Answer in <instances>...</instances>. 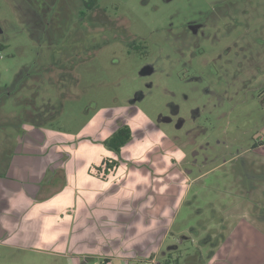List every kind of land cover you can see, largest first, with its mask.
Segmentation results:
<instances>
[{"label":"rangeland","instance_id":"374dc122","mask_svg":"<svg viewBox=\"0 0 264 264\" xmlns=\"http://www.w3.org/2000/svg\"><path fill=\"white\" fill-rule=\"evenodd\" d=\"M84 1L0 0V264H264L258 199L242 196L231 169L264 138V0H98L106 27L80 22ZM138 38L147 47L127 53ZM159 114L184 120L161 124L179 150L161 140ZM120 123L133 140L115 156L102 139ZM83 140L96 145L68 148L71 194L100 189L88 170L114 156L112 175L94 170L118 183L105 187L114 201H77L74 218H59L60 202L35 203L63 183L61 170L48 187L49 172ZM26 148L32 174L48 177L35 199L8 200L1 179L21 176L14 159Z\"/></svg>","mask_w":264,"mask_h":264},{"label":"crops","instance_id":"0c3cea01","mask_svg":"<svg viewBox=\"0 0 264 264\" xmlns=\"http://www.w3.org/2000/svg\"><path fill=\"white\" fill-rule=\"evenodd\" d=\"M118 126L119 125H117L116 128ZM116 128L113 131H115ZM33 131H35V130H33ZM113 131L111 132V134L113 133ZM90 137L96 139V137L93 136V135L90 136ZM105 139H102V142ZM87 141H89V140H83V142L79 141L80 143L78 142V145H71V147H69V146L66 147L67 148L66 154L68 155V158L67 159H63L62 163H60V165L58 167H55V166L52 167L51 172H49V174L51 173V177L48 178L47 181H46V185L48 187L57 184L56 186H58L59 188L54 190V191H52V192H50L49 195H47L43 200L41 199L42 201L40 200L41 202H36L35 203V204H46V203H50L52 201L53 202H60L58 204L57 208H53V209H51L52 211H50L52 213L54 212L57 215H59L58 216L59 218H63L64 216H67L69 219L74 218L73 217L74 213L72 211L74 209H76V205L75 204H76L77 201L81 202L82 207H86L87 201H92V200L96 201L93 204H97L98 202L106 203V204H109V205L113 204L112 201H114V200L112 199V197H108L113 192V190L109 189L110 190L109 191L106 188H110L113 185H114V188H115V186L118 183L116 182V183L113 184L111 181L102 180V179H100V177H98V176H96L94 174V170H96V166L98 167L105 158H103L102 161L97 163V164H91V167L88 170V173H89L90 177L92 178L93 183L98 184L100 189L98 187H95V188L91 189V187H90V190L83 192L80 188H77V189H75L73 191V194L75 196H73V194H71V192H70V186H71V182L72 181H71V177L69 175V172H68V169H67V164H66L67 162H69L71 160V154L68 152V148L69 149H71V148H79L80 146H82V143L87 142ZM69 142H72V141H69ZM88 143H90V145H92V146L96 145V143L91 141V140ZM29 151H30V149L26 148V149H24L22 151V153L19 152V153H16V155H15L14 163L16 164V167H17V165L20 166V167L23 166L21 169H19V172H16V173H20L21 176L19 177V175H17L16 177H14V175H12V176L9 175L8 178H2L1 179L2 182H3L2 185H1L2 186L1 189L3 190V195H6L5 198L8 199V200H9V198L7 197V194L14 195L18 191L20 192V194L22 193L23 195H25V197L27 196L26 197L27 199L31 198L30 196H33V194L35 193V196L33 197V199H35L37 197L38 193L40 192V187L43 186L42 182L44 181L45 176L48 177V170L49 169H47V168L45 170H43L42 173L35 169L37 171V172H35L36 174H34V175L32 174L34 172L33 171V165L34 164H33L32 158L36 159V157H37L36 153L37 152L35 153V152H29ZM27 153H30L31 155L26 156ZM106 158L115 159L114 156H108ZM65 165H66V167H65ZM15 169L13 170V166H12V171L13 172L18 170V169H16V170ZM61 170H64V181H63V183H60V184L58 182H56L54 184L53 182L57 181L59 179L58 178L59 177L58 174L61 173ZM109 175H112V173L109 174ZM99 182H101V184H103V185L100 186ZM107 185H109L110 187L107 186ZM118 188H120V187H118ZM118 188H116V190ZM80 191H82V192L79 193ZM65 196H67V197L65 198ZM33 199H31L32 200L31 202L34 204V200ZM60 199H61V201H60ZM61 202H65L66 205L62 206ZM35 204H34V206H35ZM31 208L25 209L23 212L20 213V215H22V217L23 216L28 217L29 210H31ZM7 210L10 211V209H7ZM95 213H96V215L98 217H103V218L111 216V212H109V211H106V212L96 211ZM92 217H91V219H93ZM17 225L18 224H16V228H18ZM109 264H111V262Z\"/></svg>","mask_w":264,"mask_h":264},{"label":"flooded vegetation","instance_id":"af4514ba","mask_svg":"<svg viewBox=\"0 0 264 264\" xmlns=\"http://www.w3.org/2000/svg\"><path fill=\"white\" fill-rule=\"evenodd\" d=\"M84 7L85 9L79 13L80 22L84 21L88 16H91L92 19L103 23L105 27L111 24V20L108 19L106 15L102 17L104 13L101 11V5L98 0H86L84 1ZM105 11L107 10L105 9ZM188 25L194 34H197L201 28V26L198 25V22L195 23L194 21H189ZM107 31H110L113 37L118 33V30H115V28L111 30L107 29ZM116 39L120 40V38ZM145 43L147 42L143 38H138L137 41L126 43L127 53L132 54L139 49H145L147 47ZM144 72L152 75L155 73V68L153 66H147L141 71V73ZM145 99L146 95L143 92L137 93V98L134 101H131V104L128 105L124 112L129 116L133 115L138 110V108L135 107L137 103ZM173 122L174 120L172 116L170 117L159 114L158 121H156L154 125L156 129L161 132V140L172 146L171 149L177 148L179 150L180 147L177 146L176 139L170 137L167 129H164L161 126L162 123L173 124L177 129H180L183 126L184 120ZM36 129L40 130V128ZM259 137L260 136L257 134L255 135V139L260 140V143H255L250 150L243 154V156H235L231 160V169L234 182L244 190L242 196L244 198H252L255 194L254 197H257L258 200L254 201L255 210L253 211V216L257 218L262 217V220L264 221V154L262 153V149L264 148V138L261 137L259 139ZM255 212H257V214Z\"/></svg>","mask_w":264,"mask_h":264},{"label":"trees","instance_id":"16d2710c","mask_svg":"<svg viewBox=\"0 0 264 264\" xmlns=\"http://www.w3.org/2000/svg\"><path fill=\"white\" fill-rule=\"evenodd\" d=\"M1 50V48H0ZM133 140V131L130 125L127 123H120L119 126L116 128L113 133L103 141V144L106 146V148L113 153H115L116 156H119L122 153V150L125 146H127L131 141ZM103 166L105 168H102V166L97 167L98 172H104V174H109L111 170L118 167V161L113 159H106L104 160ZM2 177V176H0ZM214 251V250H213ZM213 251L211 253H213ZM110 260L106 259L103 264H109Z\"/></svg>","mask_w":264,"mask_h":264}]
</instances>
